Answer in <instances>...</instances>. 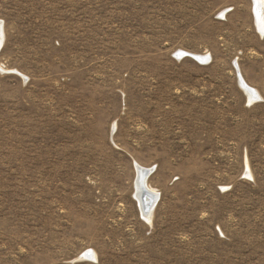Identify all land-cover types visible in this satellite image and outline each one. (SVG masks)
Wrapping results in <instances>:
<instances>
[{
  "label": "rangeland",
  "instance_id": "1",
  "mask_svg": "<svg viewBox=\"0 0 264 264\" xmlns=\"http://www.w3.org/2000/svg\"><path fill=\"white\" fill-rule=\"evenodd\" d=\"M257 18L253 0H0V264H264Z\"/></svg>",
  "mask_w": 264,
  "mask_h": 264
},
{
  "label": "bare ground",
  "instance_id": "2",
  "mask_svg": "<svg viewBox=\"0 0 264 264\" xmlns=\"http://www.w3.org/2000/svg\"><path fill=\"white\" fill-rule=\"evenodd\" d=\"M263 1L264 0H253L254 12L256 13V17H258L257 18L258 19L257 20V27H258L259 31L262 30L263 25H264V2ZM2 42H3L2 23L0 21V47L2 46ZM191 57L198 59L200 62H203L202 57H199V56H191ZM237 74L239 77L238 78L239 84L241 85L243 90L247 93L248 97L252 100L259 98L257 92L255 90L251 89L250 87H248L244 83V81L242 80V78L238 72H237ZM134 166H135V170L137 173V181L135 184V190H136L135 191V194H136L135 198L139 201V205H140L141 211L144 214V217H145V214H147V216L145 218L149 219L150 214L148 212L151 210L152 204H154L155 199H154V191L146 186V184L144 183V179L146 177H148V175L151 172V169L145 170V169L137 167L136 165H134ZM145 172H147V173H145ZM143 197H145L147 200H149L151 202V206L148 209V211L143 210V206L141 204Z\"/></svg>",
  "mask_w": 264,
  "mask_h": 264
},
{
  "label": "water",
  "instance_id": "3",
  "mask_svg": "<svg viewBox=\"0 0 264 264\" xmlns=\"http://www.w3.org/2000/svg\"><path fill=\"white\" fill-rule=\"evenodd\" d=\"M187 56V55H186ZM192 59H194V60H196V61H198L199 63H202V62H200L198 59H196V58H192ZM239 78V77H238ZM148 172V171H147ZM147 172H145V173H147ZM142 203V206H143V210L144 211H148V209L150 208V206H151V202L149 201V200H147L145 197H143L142 198V201H141Z\"/></svg>",
  "mask_w": 264,
  "mask_h": 264
}]
</instances>
